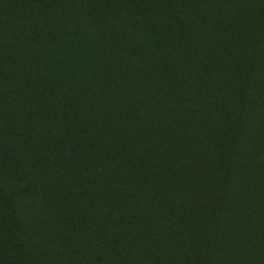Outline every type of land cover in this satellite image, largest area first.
Wrapping results in <instances>:
<instances>
[{
  "label": "trees",
  "instance_id": "trees-1",
  "mask_svg": "<svg viewBox=\"0 0 264 264\" xmlns=\"http://www.w3.org/2000/svg\"><path fill=\"white\" fill-rule=\"evenodd\" d=\"M65 1L70 10L44 14L37 0H27L31 16H40L32 20L31 34L19 39L25 49L16 50L23 52L19 81L26 86L8 93L0 86V156L5 153L0 161V264H194L191 255L201 250L197 237L188 239L186 256L175 249L170 257L161 246L162 229L173 245L186 242L182 232L192 231L191 224L208 216L213 204L195 201L204 194L187 199L184 192L191 185L183 182L168 147L155 137L156 127L170 126L162 119L154 123L158 118H176L167 97L151 103L139 95L121 101L122 110L113 112L108 95L121 88L114 83L115 64L104 67L83 56L88 47L81 44V33L63 39L60 29L67 24L69 32L75 17L100 7L101 0ZM155 2L122 0L117 29L138 26L131 22L134 9ZM2 15L0 31L22 27ZM166 91L160 87L158 93ZM131 130L145 140L137 156L126 143Z\"/></svg>",
  "mask_w": 264,
  "mask_h": 264
},
{
  "label": "rangeland",
  "instance_id": "rangeland-1",
  "mask_svg": "<svg viewBox=\"0 0 264 264\" xmlns=\"http://www.w3.org/2000/svg\"><path fill=\"white\" fill-rule=\"evenodd\" d=\"M37 1L44 14L71 9L65 0ZM121 1L101 0L100 7L75 17L77 24L69 32L67 24L60 29L63 39L67 33H81V44L88 47L83 56L103 66L115 64L114 83L120 82L121 88L108 95L113 112L122 110L121 101L139 95H147L143 98L151 103L167 97L176 118H158L154 123L162 119L170 126L164 122L156 127L155 137L168 147L183 182L191 185L184 192L187 199L204 194L195 201L213 204L208 216L191 224L192 231L182 232L186 242L173 245V237L162 229L163 252L170 256L177 250L176 255L186 256L187 241L194 236L205 255L192 254L194 264H264V0H155V6L134 9L131 22L138 26L128 31L117 29ZM27 4V0H0V20L3 13L9 21L22 24L7 31L13 40L0 31V37L8 39L0 41L4 93L26 86L19 81L23 52L17 55L16 50L25 49L19 39L31 34L30 24L40 16L37 12L31 16ZM160 87L167 91L158 93ZM85 94L99 96L97 91ZM137 136L131 130L126 138L136 156L145 146ZM4 157L5 153L0 161Z\"/></svg>",
  "mask_w": 264,
  "mask_h": 264
}]
</instances>
